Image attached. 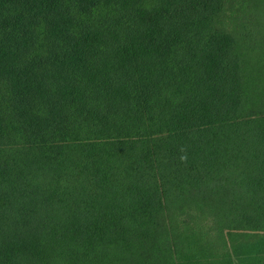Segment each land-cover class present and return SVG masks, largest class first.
<instances>
[{
	"label": "trees",
	"instance_id": "16d2710c",
	"mask_svg": "<svg viewBox=\"0 0 264 264\" xmlns=\"http://www.w3.org/2000/svg\"><path fill=\"white\" fill-rule=\"evenodd\" d=\"M225 228L264 231V0H0V264H235Z\"/></svg>",
	"mask_w": 264,
	"mask_h": 264
},
{
	"label": "rangeland",
	"instance_id": "374dc122",
	"mask_svg": "<svg viewBox=\"0 0 264 264\" xmlns=\"http://www.w3.org/2000/svg\"><path fill=\"white\" fill-rule=\"evenodd\" d=\"M247 0H239V5H241L243 2H246ZM249 3V1H248ZM247 8V5L246 7ZM264 230V229H263ZM234 232H239V233H236L238 234L239 236H235L232 241H230V239L228 238V228H225L223 230V235L225 237V240L227 241V244L224 245V249H219L221 250V253L222 252H227L229 254H231V248L232 246L234 247L233 249V261H235V264L239 263L240 262V259H237V258H244V257H241L244 253V247H247L248 244L250 243H253L254 241H257L258 239H260L261 236L264 235V231H262L261 229L259 230H255L257 231V236L254 235V236H251L249 237L247 234H254L256 232H250L249 230L246 231V230H243V231H239L237 229L233 230ZM220 242V241H219ZM221 242L218 243V246H221ZM226 247V249H225Z\"/></svg>",
	"mask_w": 264,
	"mask_h": 264
}]
</instances>
